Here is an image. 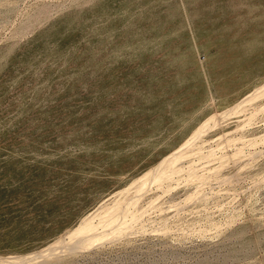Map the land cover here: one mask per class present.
Wrapping results in <instances>:
<instances>
[{"label":"rangeland","instance_id":"rangeland-1","mask_svg":"<svg viewBox=\"0 0 264 264\" xmlns=\"http://www.w3.org/2000/svg\"><path fill=\"white\" fill-rule=\"evenodd\" d=\"M0 264H264V0H0Z\"/></svg>","mask_w":264,"mask_h":264}]
</instances>
